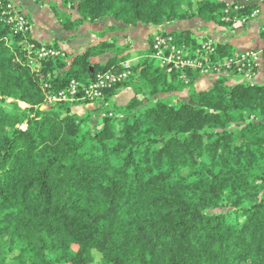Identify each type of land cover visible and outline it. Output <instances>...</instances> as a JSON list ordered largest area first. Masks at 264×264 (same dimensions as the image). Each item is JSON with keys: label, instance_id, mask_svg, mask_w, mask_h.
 Instances as JSON below:
<instances>
[{"label": "trees", "instance_id": "1", "mask_svg": "<svg viewBox=\"0 0 264 264\" xmlns=\"http://www.w3.org/2000/svg\"><path fill=\"white\" fill-rule=\"evenodd\" d=\"M31 1L66 33L105 23L67 50L38 41L28 15L18 31L21 6L0 0V264H264V27L263 48L240 53L167 31L197 20L234 39L264 0ZM160 50L192 64L166 65ZM108 72L102 97L83 99ZM203 77L212 86L198 90ZM72 82L75 99L49 101L72 98Z\"/></svg>", "mask_w": 264, "mask_h": 264}, {"label": "crops", "instance_id": "2", "mask_svg": "<svg viewBox=\"0 0 264 264\" xmlns=\"http://www.w3.org/2000/svg\"><path fill=\"white\" fill-rule=\"evenodd\" d=\"M21 10L27 12L31 18V21H33L31 32L38 41L42 43H49L55 39L61 38L64 39L62 46L67 50L81 51L89 47L95 41V34L100 32L98 30L100 24H95L84 25L78 28L75 32L66 33L58 25L55 17L47 8L42 7L31 0H27L26 3L21 4ZM33 10L38 13L44 10V12H47L48 14L47 15L45 13V16L48 17L44 18L41 20V23H39L35 20L36 18L33 17ZM50 16L53 18L51 19ZM263 27L264 7L260 12L255 13L253 18L247 23V30L244 34L239 35L234 39H228L227 37H224V42L217 43H229L233 45L235 52L237 49L240 50L239 53L244 51L261 50L263 48V42L260 39V32ZM81 30L85 31H83V33H79ZM126 103L124 102L122 104H116L122 106Z\"/></svg>", "mask_w": 264, "mask_h": 264}, {"label": "rangeland", "instance_id": "3", "mask_svg": "<svg viewBox=\"0 0 264 264\" xmlns=\"http://www.w3.org/2000/svg\"><path fill=\"white\" fill-rule=\"evenodd\" d=\"M12 1L16 6H21V4L26 3L27 0H12ZM21 11L23 12V14L28 15L27 12H25L23 10H21ZM32 13H33V17L36 18L35 20L39 23H41V20H43L44 18L48 17V16H45L47 14V12H44V10L42 12H39V13L35 12L33 10ZM50 18L52 19L53 17L50 16ZM32 23H33V21H32ZM104 23L105 22H102V24L99 25V28H98L99 31H101L102 28L104 27ZM117 25H118L119 31L116 33V35L121 37L120 42H121V44H124L125 41L122 39L124 37V35L126 34L125 31L123 30L124 27L121 24H117ZM183 29H189V30L197 33V35H199V36L203 35V36L207 37L209 40V43L215 42V41L216 42H224L223 39L225 37V31H226L224 28L219 27L215 24L205 25V24L200 23L197 20L186 21V22H177L172 27L168 28L167 31H169V30H183ZM83 31H85V30H81L79 33H83ZM153 33H151L150 31L149 32L145 31V33H142V34L139 32L134 34L135 35L134 38L137 39L136 48L138 51H145L148 49L149 38ZM239 51L240 50L237 49L236 53H239ZM137 63H138L137 59H132L126 63V67H132V66L136 65ZM211 82H212V80L210 78L203 77V79L200 80L196 84V88L198 90L209 89L212 86ZM129 98H130V94L124 93V94H121L118 97H116L115 102L118 104L119 103L122 104L124 102L126 103V101L129 100ZM19 105L22 108L27 107L23 103H20ZM88 108H92V107L91 106H85V105H77L74 107V111L76 113H78L79 115H84L88 111ZM93 121H95V119H93Z\"/></svg>", "mask_w": 264, "mask_h": 264}, {"label": "built area", "instance_id": "4", "mask_svg": "<svg viewBox=\"0 0 264 264\" xmlns=\"http://www.w3.org/2000/svg\"><path fill=\"white\" fill-rule=\"evenodd\" d=\"M11 12H12L13 16L11 17L10 21L16 23L17 30L18 31L26 30L28 22H27L25 15L17 9H12ZM157 40H158V44L156 45L155 49L159 50L160 46L165 44V41L162 39H157ZM37 55L39 58H47V57H51V56L60 55V53L55 51V50L42 48L37 53ZM157 57L166 65L172 64V63H174L176 66H178V65L183 66L186 64H192L191 62H187V61L183 60L182 57L179 56V53L176 57L170 56L168 58H164L163 53L160 50L157 53ZM248 57H251L254 60H256L258 57V54L249 53L246 55H242L241 61L243 62V61L247 60ZM241 61H238V62H241ZM116 79H117L116 76L109 73V72L106 74H103V75H99L97 77L96 81L86 89L83 99L94 100V99L102 97L103 90L106 87H108L110 83L115 82ZM68 94H70L72 96V98H69L66 95V93H59L58 95H55V96L49 98V101L50 102H59V101H69V100L72 101L73 99H75L74 96L77 94V84L75 82H72Z\"/></svg>", "mask_w": 264, "mask_h": 264}]
</instances>
